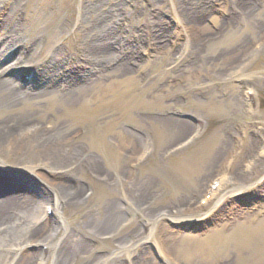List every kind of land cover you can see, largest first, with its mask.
<instances>
[{
	"label": "rangeland",
	"instance_id": "obj_1",
	"mask_svg": "<svg viewBox=\"0 0 264 264\" xmlns=\"http://www.w3.org/2000/svg\"><path fill=\"white\" fill-rule=\"evenodd\" d=\"M249 1L255 5L249 16H237L241 0L19 2L21 34L37 39L38 61L55 50L73 57L92 37L102 44L99 34L104 31L98 25L119 39L115 53L104 61L109 62L107 72L58 76L56 87L48 90H42L45 80L35 75L36 68H23L27 51L9 57L0 49V73L25 91L41 90L12 105L0 102V127L15 129L21 141L28 140L24 148L17 147L20 153L13 160L28 170L35 167L32 174L0 169V200L25 203L15 206L8 223L16 227L12 237L21 248L17 253L47 252L44 264H53L57 252L43 246L44 237L29 239L39 215L60 246L71 235L84 238L91 219L120 205L123 214L113 225L120 224L118 229L103 239L84 238L87 252L72 264H137L141 247L120 249L121 237L125 246L144 238L139 245L146 246L152 264H204L205 259L189 260L176 247L184 235L205 238L214 229L232 236L211 264H264V155L257 152L264 148V0ZM186 8L196 9L200 21L191 14L192 23L186 25L180 17ZM156 27L170 34L156 37ZM123 63L129 74L109 71ZM66 86L78 88L73 99L64 95ZM41 131L50 137L41 138ZM49 142L56 144L58 157L69 159L65 168L52 166L39 148ZM252 142L254 154L246 157ZM221 147L218 163L210 164ZM76 153L95 160L92 170L70 163ZM234 161L243 177L237 181L231 171ZM54 170H70L67 187L78 185L87 200L59 210L67 230L56 229L57 218L49 208L43 212L54 203L49 200L57 190L54 183H63L54 178ZM220 177L225 186L214 196L206 195ZM146 180L151 186L144 211H136L130 205L131 185ZM59 191L67 200L65 191ZM221 197L227 200L218 207ZM180 208L199 209L181 223L161 215H176ZM212 209L207 222L195 221ZM163 238L167 252L160 245ZM168 245L174 250L166 249Z\"/></svg>",
	"mask_w": 264,
	"mask_h": 264
},
{
	"label": "bare ground",
	"instance_id": "obj_2",
	"mask_svg": "<svg viewBox=\"0 0 264 264\" xmlns=\"http://www.w3.org/2000/svg\"><path fill=\"white\" fill-rule=\"evenodd\" d=\"M21 0H0V49L5 50V52L9 53V57L12 56V54H15L14 56H19L20 53H24L27 51V66H23L25 69H34L35 75L39 76V78H43L42 84H45V88L42 90H48L49 87L57 83L58 76H63L66 78H73L77 74L87 71L94 74H102L103 72L108 71V65L109 62H104L108 57H110L114 52V43L118 41L119 37L118 35L115 36L109 28L105 29V27H102V25H98V28L102 33L99 34V37L102 39V44H95V40L92 39L85 42L84 48L82 47L80 53L77 52V54L72 56H66L63 54H60V50H55L51 52L50 55H48L45 60L38 61V56L36 54V47L38 46L37 39L35 38H25L21 34V16L19 14L20 8H19V2ZM242 4L235 8L237 11V16H249V14L253 11L254 4L249 0H241ZM206 5V3H202L203 5ZM206 8V6H204ZM196 11L192 8L188 10L186 8L182 14H180V17L183 19V22L185 21L186 25H190L192 23V20L190 19L191 14L192 17H196V19L199 20V17L194 14ZM198 11V9H197ZM100 17L102 16V13L100 14ZM185 19V20H184ZM101 23L100 21L98 24ZM95 28L96 26H91ZM188 27V26H187ZM91 29V28H90ZM156 31L154 34L155 36H163L164 38H167V36L170 34L169 30H167L165 27H161L158 30V27L155 28ZM158 30V31H157ZM105 37H104V35ZM163 38V39H164ZM101 42V41H100ZM80 57V58H79ZM1 64V62H0ZM25 65V64H23ZM19 66V65H17ZM111 70H116L119 73L122 74H129L130 68L127 66V64H117L116 68H109ZM10 79V78H9ZM8 78L4 77L2 73H0V102H8L13 104L14 100H20V98H30L32 94H38L41 90H26L21 85L14 86V84L9 80ZM66 85V83L64 84ZM63 86V85H62ZM21 89H24L21 90ZM65 96L68 97H75L77 95V89L73 86L69 87L66 86L65 88ZM248 95V93H247ZM251 96V95H250ZM252 97V96H251ZM250 97V98H251ZM248 98V97H247ZM15 129H4L0 127V169L1 168H7L9 170L12 169H18L19 171L23 170L26 171L25 167L21 166L16 162L17 160H13V156L18 157L20 150L17 147L21 148L23 145L28 141L27 139L20 140V138L17 135V131H14ZM19 130V129H18ZM16 133V134H14ZM35 137L39 136V132L36 130L34 131ZM44 132L41 131V138H44L46 135L43 134ZM50 136L44 139H48ZM256 146L255 142H252L249 144L248 148H246L245 155L246 157L252 156L254 154V147ZM56 144H53L52 142L42 144L39 146L40 149H43V154L46 156L51 162L52 166L57 168H65L68 160L66 156L61 155L60 157L57 156V152L55 150H58L56 148ZM24 148V147H23ZM147 147L145 146L144 150ZM224 147H221L217 149L215 152H213V156L211 158L210 164L214 165L218 163L219 155L221 153V150H223ZM258 154L264 155V148L259 147L257 149ZM77 154V153H76ZM84 155H74L76 161H70V163L74 164L77 168L84 167V169L92 170V167L96 165L95 160L92 158L88 160L83 159ZM9 162V164H7ZM235 162V161H234ZM233 162V163H234ZM69 163V164H70ZM261 163V160H259V164ZM236 164V162H235ZM238 163L236 164V167L234 170H231L233 173L234 179L240 180L242 179V175L239 173L238 169ZM39 166V165H38ZM234 165L232 164V167ZM39 167L44 168L42 165ZM35 168V167H34ZM27 171L32 174L33 169ZM97 168V167H95ZM60 170V169H58ZM58 170L52 171L54 174V178L58 181V183H54V186L57 190H55V193L49 198V200H52L50 203L52 205H48L44 207L43 212L46 213V209L49 207H52V210L54 211L56 218H57V227L56 229H63L67 230L66 220L60 213V209L69 208L71 205H81L85 203L86 201L83 199L82 196V188L75 186L73 188L67 187L66 183L70 181L67 177H72L71 171L67 172H59ZM70 172V173H69ZM93 172L94 168H93ZM105 176V175H104ZM224 177H220L219 180H215L213 184H216L217 186L215 188H212V186L207 187V193L211 194L212 196L216 195V193L225 186L224 183ZM151 182L149 180H146L144 182H140L139 184L131 185L133 188L134 193L131 195V208L135 209L136 211H144V205H145V198L149 195L150 190V184ZM201 181L198 182V187L201 185ZM202 186V185H201ZM59 187L65 191V197L60 193ZM50 194V193H49ZM55 197V200L53 198ZM226 197H221L217 206L219 207L221 203ZM23 206L25 203H22ZM18 200H15L11 197L5 198L3 200H0V232L3 234V236L0 238V250L3 251L0 255V264H44L45 261V254L44 252H41L40 255L36 256L35 254L33 256L26 254V253H17V251L21 252L20 245H15L14 239L12 237V233L16 230V227L10 224L12 221L11 211L15 209V206H22ZM55 204V205H54ZM58 206V208H57ZM181 207V206H180ZM107 208L109 206L107 205ZM217 208V207H216ZM197 208H186L185 210L180 208L176 215L171 213H164L161 215H165L166 218L171 219V221H174L176 223H181L186 220H190L191 217L195 214V212L199 209ZM215 213V210H211L209 213H205L203 215H199L200 217L196 219L195 221H202V223L207 222L210 217L211 213ZM122 208L120 205L112 206L109 210H106L105 213L97 219H91L88 224L87 230L83 233H85V237H92L96 239H103L106 234H109L111 232H115L120 224H118L114 229L113 225L117 220H120L122 216ZM214 215V214H213ZM44 216L39 215L36 218L35 227L28 232L29 239L34 238L36 239L35 242L38 241L39 237H44L43 242L48 251L50 252L51 249H54L57 252L56 258L54 260L53 264H72L75 259L79 255H83L87 252L86 249V242L85 239L82 237H75L74 235H71L68 239H66L60 246L57 244L58 241H56L57 234L54 233H48L47 224L44 222H41V219ZM8 225V226H7ZM111 228L110 231H107ZM169 230V229H167ZM136 233H139L137 228L134 229ZM0 234V235H1ZM236 234V233H235ZM112 235V234H111ZM110 235V236H111ZM232 236V235H231ZM230 237H223L221 236L220 230H210L205 238H197V237H190V236H182V242L176 247L177 252L184 253L185 258L189 260H198L205 259L204 264H211L212 257H214L218 251H220L222 248H225L227 246L228 240ZM166 238V237H165ZM133 239V238H132ZM143 240H138V242H134L129 246H125V242H122V237L118 239V246L120 249L128 251L131 248H140L139 252L137 254V264H141L143 261L148 262L149 264H152V259L149 257L148 250L145 245H139L144 243ZM161 244L166 245V240L163 238L161 240ZM182 243H187L188 246L183 245ZM166 249L174 250L172 246H167ZM17 253L16 255H10L7 256L8 252ZM162 251H166L163 248L162 245ZM167 252V251H166ZM50 255V254H49ZM210 262V263H208ZM154 264V263H153Z\"/></svg>",
	"mask_w": 264,
	"mask_h": 264
}]
</instances>
